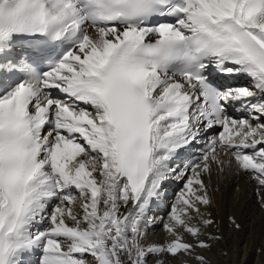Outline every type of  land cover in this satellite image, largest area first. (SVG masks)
Here are the masks:
<instances>
[{
	"label": "snow or ice",
	"instance_id": "6c2138e0",
	"mask_svg": "<svg viewBox=\"0 0 264 264\" xmlns=\"http://www.w3.org/2000/svg\"><path fill=\"white\" fill-rule=\"evenodd\" d=\"M244 176L264 209V0H0V264H212Z\"/></svg>",
	"mask_w": 264,
	"mask_h": 264
},
{
	"label": "bare ground",
	"instance_id": "6f19581e",
	"mask_svg": "<svg viewBox=\"0 0 264 264\" xmlns=\"http://www.w3.org/2000/svg\"><path fill=\"white\" fill-rule=\"evenodd\" d=\"M255 182L248 176L239 179L237 189L223 196L217 193V208L214 209L218 223L217 234L225 240L214 244L208 253L212 264H264V209H261L254 192ZM178 189V188H176ZM172 189V190H176ZM167 189V198L159 203L152 213L157 218L156 227L149 230V238L156 241L166 240L167 233L160 223L166 219L168 206L173 202L174 195ZM235 216L241 224L236 230L230 222ZM28 264L35 263V256L27 258Z\"/></svg>",
	"mask_w": 264,
	"mask_h": 264
}]
</instances>
